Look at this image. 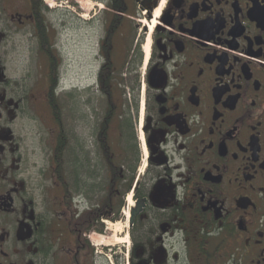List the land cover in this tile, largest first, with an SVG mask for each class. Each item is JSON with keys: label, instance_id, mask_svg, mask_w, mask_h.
Listing matches in <instances>:
<instances>
[{"label": "flooded vegetation", "instance_id": "1", "mask_svg": "<svg viewBox=\"0 0 264 264\" xmlns=\"http://www.w3.org/2000/svg\"><path fill=\"white\" fill-rule=\"evenodd\" d=\"M0 1V264H104L106 253L109 264H264V0L99 2L92 84L63 90L97 97L103 167L91 191L72 120L56 175L62 90H51L61 80L48 12ZM17 48L35 83L12 76ZM25 119L55 125L39 181ZM105 236L122 245L93 240Z\"/></svg>", "mask_w": 264, "mask_h": 264}, {"label": "rangeland", "instance_id": "2", "mask_svg": "<svg viewBox=\"0 0 264 264\" xmlns=\"http://www.w3.org/2000/svg\"><path fill=\"white\" fill-rule=\"evenodd\" d=\"M42 1L48 12L45 16V21L49 30L50 40L59 59L61 88L66 89L69 83L79 87L80 90L85 84L91 85L95 70L93 59L97 50L96 43L100 29L102 28L101 12L102 9H105L103 8L104 5L99 2L106 0ZM22 2L23 0H8L7 6L9 8H14L15 5L22 7ZM9 59L10 72L13 77L22 74L27 77V73L29 72L28 75H30L31 82H36L38 74L34 70V64H30L27 54L24 53V48H17L16 52L9 55ZM58 99L61 106L63 129L65 130L70 120H72L73 129L75 128L76 130V136H73L71 148L74 152L78 151L79 161L81 160L79 149H83L85 168L90 175L88 179V190L91 191L92 189H96V187L93 188V185L97 183V179H101V176L98 174V169L103 167L98 160V155L95 153L94 143L97 123L96 94L89 93L86 96L82 92H74L73 96L69 98L65 93H59ZM70 109L73 110L72 118H70ZM73 122L76 123V127ZM23 125L24 130L22 135L25 140L26 155L29 159V164L34 169L31 174L33 173L38 179L37 181H39L38 170L47 167L50 162L51 150L45 145H48V143L46 144L47 138L49 139L51 129H55V125L51 124L50 119H44V122L35 120L30 122L25 119ZM76 155L68 154L67 161L69 164H73ZM50 184V180H41V187H44V192L50 187ZM120 229L123 228L120 227ZM101 239L108 238H94L93 240L99 243ZM116 242V244L114 243L109 246L114 245L118 247L122 245V240L121 242L119 240ZM111 256L112 254L106 253L104 264H109V261L113 262V256Z\"/></svg>", "mask_w": 264, "mask_h": 264}, {"label": "trees", "instance_id": "3", "mask_svg": "<svg viewBox=\"0 0 264 264\" xmlns=\"http://www.w3.org/2000/svg\"><path fill=\"white\" fill-rule=\"evenodd\" d=\"M35 6H39L40 5V9L42 10L43 3L42 0H31ZM119 6L121 7V0H118ZM121 4V5H120ZM46 10V8H44ZM43 18V17H42ZM42 18H40L39 20V24H40V40L43 41L44 38V27H43V23ZM58 75H56V77L52 80L51 82V90H53L55 87H57L58 85ZM52 115L54 118V122L57 125V128L59 129V133L57 134V148L54 151V156H53V160L56 166V175L58 177H61L63 179V175H64V151H65V146H66V139H65V132L62 126V122H61V106L60 103L57 99H55L53 106H52Z\"/></svg>", "mask_w": 264, "mask_h": 264}, {"label": "bare ground", "instance_id": "4", "mask_svg": "<svg viewBox=\"0 0 264 264\" xmlns=\"http://www.w3.org/2000/svg\"><path fill=\"white\" fill-rule=\"evenodd\" d=\"M114 230L116 231V232H119L120 231V227L119 226H116V227H114ZM117 240L116 239H111V240H109V239H101V240H99V245H102V246H109V245H112V244H116L117 242H116Z\"/></svg>", "mask_w": 264, "mask_h": 264}]
</instances>
